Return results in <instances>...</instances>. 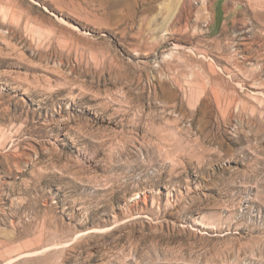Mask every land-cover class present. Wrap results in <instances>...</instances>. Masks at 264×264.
Instances as JSON below:
<instances>
[{"label": "rangeland", "instance_id": "rangeland-1", "mask_svg": "<svg viewBox=\"0 0 264 264\" xmlns=\"http://www.w3.org/2000/svg\"><path fill=\"white\" fill-rule=\"evenodd\" d=\"M183 2L0 0V264H264V0Z\"/></svg>", "mask_w": 264, "mask_h": 264}, {"label": "bare ground", "instance_id": "bare-ground-1", "mask_svg": "<svg viewBox=\"0 0 264 264\" xmlns=\"http://www.w3.org/2000/svg\"><path fill=\"white\" fill-rule=\"evenodd\" d=\"M183 1L184 2L181 5L182 11L185 10L186 7H189V6H186V5H189V4H187V0H183ZM182 11L178 13V15L176 16V20H174L172 23L171 32L174 34H178V33L180 34L183 30V26L181 25V18H183L182 16L185 14L184 13L185 11L183 12L184 14H182ZM186 11H187V9H186Z\"/></svg>", "mask_w": 264, "mask_h": 264}]
</instances>
